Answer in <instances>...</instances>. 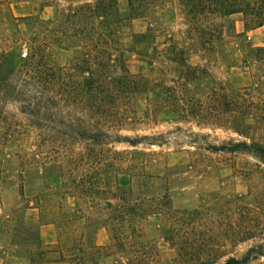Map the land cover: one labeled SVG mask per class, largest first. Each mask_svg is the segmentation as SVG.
I'll return each instance as SVG.
<instances>
[{
	"label": "rangeland",
	"instance_id": "rangeland-1",
	"mask_svg": "<svg viewBox=\"0 0 264 264\" xmlns=\"http://www.w3.org/2000/svg\"><path fill=\"white\" fill-rule=\"evenodd\" d=\"M46 1L0 0V264H113V258L102 259L98 254L99 248L110 244L108 230L82 219L81 209L93 205L94 198H79L70 186L72 179L93 184L98 178L99 153L91 143L86 145L73 136L82 125V117L68 110L39 113L30 106L26 83L20 76V62L27 61L31 48L42 42L60 66L76 56L75 51H62L50 40H43L44 28L36 18L51 22L58 12L55 6L41 12ZM61 6H65L62 1ZM119 8L128 13V1L119 0ZM184 11L177 2L162 0L156 17L150 14L134 20L130 30L136 35H146L150 28L160 33L155 43L147 42L150 49L168 48L170 38L192 45L187 32L198 27L187 24ZM230 21L242 38L229 45L218 39L210 44L208 35L191 61L204 66L216 81L235 89L247 88L254 74L262 75L263 68H244L241 51L249 45L264 48V35L246 29L241 15ZM216 24L206 21L201 28L212 33L219 28ZM127 66L134 75L153 78L154 67L148 61L131 55ZM200 83L199 94L206 96L210 78L203 75ZM261 83L254 92L264 100ZM134 102L136 123L120 135L137 146L125 142L106 149L127 153L129 166L147 167L137 173L131 169L129 174L145 175L151 185L148 195L169 198L181 235L189 232L194 239L193 230L203 224L207 225V237L220 239L230 237L234 229H248L247 236L253 238L230 254L237 259L263 245L264 162L249 153L217 150L232 149L239 143L250 145L251 141L232 131L197 127L176 116L150 115L145 94L137 95ZM256 139L264 145V123L258 127ZM113 158L106 154L105 163L110 164ZM65 167L72 170L69 182L64 181ZM119 184L127 188L129 178L120 177ZM167 223L164 217L151 216L141 223L137 234V240L152 246L163 263L175 257L164 234ZM250 264H264V259Z\"/></svg>",
	"mask_w": 264,
	"mask_h": 264
},
{
	"label": "trees",
	"instance_id": "trees-1",
	"mask_svg": "<svg viewBox=\"0 0 264 264\" xmlns=\"http://www.w3.org/2000/svg\"><path fill=\"white\" fill-rule=\"evenodd\" d=\"M61 1L65 6H61ZM127 1L128 13L121 12L119 0L46 1L40 6L41 12L51 6L58 12L51 22L36 18L37 24L44 28L43 40H50L53 47L62 51H75L76 56L68 65L60 66L52 61L47 54L48 45L42 42L31 48L30 58L20 62L19 71L26 83L30 106L42 114L64 110L79 113L82 125L73 136L86 145L91 143L99 153L95 169L98 178L93 184L86 179L71 180L72 170L67 167L64 173L67 178L64 181L71 180L74 195L94 198L93 205L81 209L82 219L109 232L110 244L98 249L99 256L113 258V264H218L224 259H227L224 264H250L264 259V244L249 249L240 259L230 257L238 246L253 238L248 237V229H234L230 237L220 239L207 237V225L203 224L193 228L194 239L189 232L182 236L176 227L180 222L173 220L169 198L148 195L151 185L145 175L129 174L131 169L137 173L147 167L129 166L127 153L106 149L125 142L137 146L120 133L136 123L134 100L137 95L145 94L150 115H171L197 127L232 131L251 144L239 143L232 149L218 151L249 153L264 162V145L256 141L258 127L264 123V100L254 92L262 80L264 85V48L249 45L241 51L244 68L251 71L257 66L263 68L262 75L254 74L247 88L235 89L216 81L204 66L191 61V55L201 49L208 35L210 44L218 39L228 41L229 45L242 38L230 21L233 16H243L249 31L264 27V0H167L184 8L187 24L198 28L187 32L192 45L170 38L168 48L151 49L147 42L155 43L160 33L150 28L146 35H136L130 27L134 20L150 14L156 17L162 0ZM206 21L219 22L215 25L219 26L217 31L206 33L201 28ZM131 55L154 67L152 79L131 73L127 66ZM203 75L210 78L206 96L199 94ZM106 154L114 157L110 164L105 163ZM122 176L129 178L127 188L119 184ZM155 215L168 222L164 234L175 257L167 263L158 259V252L152 246L137 240L141 223Z\"/></svg>",
	"mask_w": 264,
	"mask_h": 264
},
{
	"label": "crops",
	"instance_id": "crops-1",
	"mask_svg": "<svg viewBox=\"0 0 264 264\" xmlns=\"http://www.w3.org/2000/svg\"><path fill=\"white\" fill-rule=\"evenodd\" d=\"M254 32H256L257 35H262V34L264 35V27L254 31Z\"/></svg>",
	"mask_w": 264,
	"mask_h": 264
},
{
	"label": "built area",
	"instance_id": "built-area-1",
	"mask_svg": "<svg viewBox=\"0 0 264 264\" xmlns=\"http://www.w3.org/2000/svg\"><path fill=\"white\" fill-rule=\"evenodd\" d=\"M26 56V54H24V57Z\"/></svg>",
	"mask_w": 264,
	"mask_h": 264
}]
</instances>
